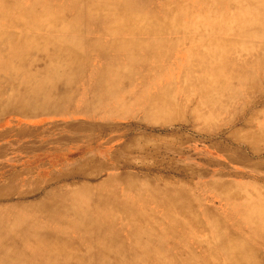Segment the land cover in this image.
Listing matches in <instances>:
<instances>
[{
  "label": "rangeland",
  "instance_id": "obj_1",
  "mask_svg": "<svg viewBox=\"0 0 264 264\" xmlns=\"http://www.w3.org/2000/svg\"><path fill=\"white\" fill-rule=\"evenodd\" d=\"M238 1L234 18L215 33L224 43H212L219 45L198 57L209 48L194 38L188 47L180 45L188 48L189 61L184 54L168 61L176 68L171 77L154 69L144 75L161 79L164 88L155 84L142 105H131L138 80L129 68L145 70L139 61L118 70L100 64L123 79L117 89L124 92V108L110 113L104 109L112 97L91 88L73 102L67 95L72 85L60 88L56 108L37 115L8 111L12 98L0 103V233L16 232L29 214L47 216L40 212L44 205L73 217L69 197L88 191L92 204L109 215L87 214L85 228L68 233H58L54 222L46 231L53 241L48 255L73 252L77 264H264V0ZM178 6L194 12L178 17L183 26L170 22ZM133 8L126 36L139 43L181 42L200 32L189 30L191 23L208 27L207 13L222 21L231 12L212 0H133ZM0 30L15 41L27 34L18 21ZM77 53L91 67L107 59L85 49ZM94 79L89 75L86 82L92 86ZM40 240L31 235L27 249L39 251L44 264Z\"/></svg>",
  "mask_w": 264,
  "mask_h": 264
},
{
  "label": "bare ground",
  "instance_id": "obj_2",
  "mask_svg": "<svg viewBox=\"0 0 264 264\" xmlns=\"http://www.w3.org/2000/svg\"><path fill=\"white\" fill-rule=\"evenodd\" d=\"M11 1H13L15 4L8 0H0V29L2 26L5 27L14 25L15 22L18 21L22 31L27 34L24 36V40L21 38L19 39L20 41H15L13 38L9 37L10 32H4L0 30V103L12 98L11 103L13 105L8 111L23 115H34V113L36 114L37 111H51L56 108L58 106L56 104L59 101L58 98H61L60 93H62V91H60V88H62L64 85H72L73 88H70L74 89V91L72 93L71 91L68 92L67 95L69 98H71V101L73 100V102L75 100L73 97H75L76 94L84 95L87 94L88 90L94 88L96 89V92H99L95 94H99L100 96V92L102 90L101 95H108L112 97L110 100H107V106L111 108H107L108 110L104 109L106 112L110 113L113 109L122 107L124 108V92H120L121 87L119 88V91L117 89L120 84H122L123 79L119 78L121 74L117 73L115 70L109 72L105 70L106 67H102V65H100H104L106 63H110L112 66H114L115 68L113 69H117L121 66L125 67V64L129 65V63L133 61H139V65L142 64L145 66V70L142 71H135L134 69L129 68L131 72V78L138 80L136 83L138 93L135 97H133L131 105L135 106L138 104H144L146 101H148V99H144V94L146 95L152 91L155 84H157V86H161V79H159L157 82L155 78V80L151 78H144V75L149 74L150 70L152 73V70L154 69L156 70L155 72L159 73L161 78L167 76L171 77L176 73V68L172 65L171 61H168L171 59L174 60L175 56H178V54H184V57L189 61L190 53L188 52V48H185L184 50L180 45L183 44L184 46L188 47L191 45L194 38L199 39V41L202 43L204 42L207 48H209L206 50V47H203V51L198 53V57H200L202 52H211L213 48L218 47L219 45L218 43L215 46H212V43H224L223 40H217V35L215 33L218 29L226 27L227 23L234 18L232 5L238 6L240 2L238 0H212L215 3H218L223 11H231L229 16L227 15L226 18H223L221 21V19H217L211 12L207 13L205 18L209 22L207 25L208 27L201 26L196 22L191 23V25H189V30L194 27L195 30L193 31L200 32L191 38L186 37L189 40L185 38L183 41L178 42V39L176 41H169L163 38H156L155 40H149L150 42L146 40L139 43L132 41L129 36H126L131 34L127 33L128 31L125 30L128 28L127 24L132 19V15L136 14L135 9L133 8V0H63L61 3H59V0H24L23 2L19 0ZM202 1L206 2L208 0ZM226 4L229 5L227 6ZM195 6H197V4ZM137 10L139 11L138 7ZM190 13H194L193 10L184 6H178L176 11L173 12V15L175 16H172L173 18L170 19V22H173L174 25L183 26V23L180 21V19L177 20L178 17L185 16ZM141 24H143L142 21ZM147 24L146 26L150 25ZM157 27L158 26H156V28ZM201 30H203V32H201ZM191 35L192 33L188 36ZM63 43H69V45L71 43L72 48L70 47L71 49H69L67 46L61 45ZM224 47L225 46L221 48L223 49ZM84 49L85 53L93 52L95 57H99V59H101L103 56H105L107 59H104V63H100L101 61L94 63L92 67L91 63L88 62L90 59H87L88 63L87 65H84L82 59L78 58L77 53V51ZM217 50L218 49H215L214 51ZM193 51L196 50H191V53ZM99 59L97 58L96 60ZM178 62L180 63V61ZM108 72L109 74H107ZM89 75L95 77L93 84L94 86H90L89 83L86 82V80L89 78ZM173 87L171 89H173ZM40 96H44V100L41 102L40 99L38 100ZM33 103L42 107L35 108ZM85 192H74L69 197V199L74 202L75 213L72 215L73 217L66 218L65 214H58L59 209L57 210L54 205H44L46 206L45 209L40 210V212L46 213L47 216H43L42 219H38V215L29 214V216L26 217L23 226L18 228L16 232H8L6 234L0 233V264H42L40 256L41 253L35 250L31 252L27 249V242L29 241L31 235L43 240L40 241L44 244L42 249L45 253L42 256H46V259H44L45 261L43 262L44 264H48L50 261L60 264H77L76 258L72 256L73 252H57V254H63L62 258H58V256L54 255H48V253L53 252L51 249L53 241H51L52 239H49L48 234L50 233L46 231L48 230V227L54 222L55 224L60 225V227L57 229V232L65 233L73 226L81 225L82 228H85V225L82 223V221L85 219L84 217L88 218L87 214H92L91 217L95 215L98 218L104 214L109 215V213H105V210L102 209L103 207L98 208V203L97 205H93L91 196L87 194L88 191ZM112 202L114 203V201ZM53 203H55V201ZM93 207L95 209H93ZM68 210L70 209L68 208ZM109 211L110 210H108V212ZM137 212H139V210ZM122 221L124 222V220ZM100 224L102 225L103 223ZM174 225L176 226L175 222ZM42 226H44V228L39 230L38 228H41ZM33 230L37 231L35 232ZM84 230L87 231V229ZM74 232H76V230ZM254 232L256 236H262L261 232ZM259 237H257V239ZM154 238L155 237H153V239ZM99 243L102 244V241ZM109 247L112 248L110 245ZM128 247L130 248V246ZM157 249L159 250V248ZM20 254H24L25 256ZM26 254L29 256H26ZM170 256L172 257V255ZM175 261L178 262V260Z\"/></svg>",
  "mask_w": 264,
  "mask_h": 264
}]
</instances>
